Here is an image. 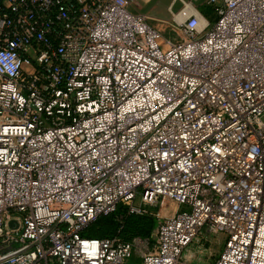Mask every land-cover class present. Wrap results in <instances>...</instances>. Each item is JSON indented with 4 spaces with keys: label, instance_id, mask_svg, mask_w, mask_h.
<instances>
[{
    "label": "built area",
    "instance_id": "1",
    "mask_svg": "<svg viewBox=\"0 0 264 264\" xmlns=\"http://www.w3.org/2000/svg\"><path fill=\"white\" fill-rule=\"evenodd\" d=\"M208 3L165 45L136 0H0V264H190L202 229L264 264V0ZM163 200L151 237L81 235Z\"/></svg>",
    "mask_w": 264,
    "mask_h": 264
},
{
    "label": "rangeland",
    "instance_id": "2",
    "mask_svg": "<svg viewBox=\"0 0 264 264\" xmlns=\"http://www.w3.org/2000/svg\"><path fill=\"white\" fill-rule=\"evenodd\" d=\"M170 0H152L147 4L143 3L142 0H136V4L139 11H150L154 8L155 11H160L169 3ZM199 10L202 14L210 8L209 13H211V20H214V9L211 4L206 0H182ZM181 0H175V3L171 6V12H165L162 17L157 18L155 21L157 23L156 28L163 34L165 38V45L170 42H175L177 40L184 39L183 35L175 24L174 14L178 13L182 6ZM137 7V8H138ZM152 10V9H151ZM151 11V12H153ZM173 12V13H172ZM264 122V116L261 118ZM177 209L176 204L171 200L159 201L157 204L145 206L144 211L141 213H127L124 209H121L118 214V219L114 217L102 218L98 223H89L88 225L93 226L95 231H97L98 236L111 234L109 236H119L123 240L131 239L134 236H138L141 233L147 234V237L154 235L158 223L165 217L171 215ZM123 210V211H122ZM123 212V214H122ZM124 216V218H123ZM132 217L129 225L126 226L125 219L127 217ZM123 219V220H122ZM93 222V221H92ZM117 222V223H116ZM87 225V226H88ZM224 243V237L221 233L206 231L202 229L200 233L197 234L192 243L185 249L183 253V260L190 264H211L213 263L220 250L222 249Z\"/></svg>",
    "mask_w": 264,
    "mask_h": 264
},
{
    "label": "trees",
    "instance_id": "3",
    "mask_svg": "<svg viewBox=\"0 0 264 264\" xmlns=\"http://www.w3.org/2000/svg\"><path fill=\"white\" fill-rule=\"evenodd\" d=\"M121 209H123L124 210V207L122 206V205H119L118 206V208H117V210L115 211V212H113V213H110V214H108V215H102V216H99V217H97L94 221H95V223H98V221L100 222L101 221V219L102 218H108V217H114L115 219H118V214L120 215L121 213H119L120 211H121ZM122 210V211H123ZM122 214H123V212H122ZM123 218H124V216H123ZM131 219H132V217H127L126 219H125V224H126V226L127 225H129V223H132L131 222ZM123 220V219H122ZM94 221L93 222H91V224L92 223H94ZM117 223V222H116ZM95 227H94V225L93 226H90V225H88V226H86L82 231H81V235H83V236H86V237H97V238H101V237H105V236H107V235H102V236H98V233H97V231H95V229H94ZM109 235H111V234H108V236ZM138 236H141V237H147L148 235L147 234H144V233H141V234H139Z\"/></svg>",
    "mask_w": 264,
    "mask_h": 264
},
{
    "label": "crops",
    "instance_id": "4",
    "mask_svg": "<svg viewBox=\"0 0 264 264\" xmlns=\"http://www.w3.org/2000/svg\"><path fill=\"white\" fill-rule=\"evenodd\" d=\"M140 1V0H139ZM143 3L147 4L148 2L150 3L152 0H142ZM208 1V0H206ZM175 3V0H170L169 3L166 5V8L164 7L163 9H161L160 11H153L154 8H151L150 11H139V8L137 5H134V9L138 12H141V13H144L146 14L148 17H149V22L153 25V26H157V23H156V19L159 18V17H162L164 15V13L167 11V12H171V6ZM138 7V8H137ZM194 10H197L195 7H194ZM208 10L210 11V8L206 10V12L204 14H202L199 10H197L200 14H202L205 18H207L208 20H211L212 17L211 16V13L208 12ZM153 11V12H151ZM173 13V12H172Z\"/></svg>",
    "mask_w": 264,
    "mask_h": 264
},
{
    "label": "bare ground",
    "instance_id": "5",
    "mask_svg": "<svg viewBox=\"0 0 264 264\" xmlns=\"http://www.w3.org/2000/svg\"><path fill=\"white\" fill-rule=\"evenodd\" d=\"M182 1V0H181ZM194 11V7L188 3L176 14H174V18L176 21H181L183 20L189 13ZM202 20V19H201ZM202 22V21H200Z\"/></svg>",
    "mask_w": 264,
    "mask_h": 264
}]
</instances>
